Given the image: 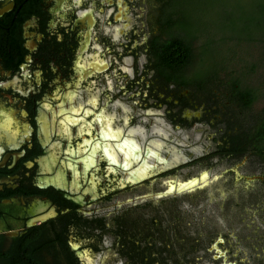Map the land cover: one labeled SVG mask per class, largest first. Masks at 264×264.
I'll use <instances>...</instances> for the list:
<instances>
[{
	"label": "rangeland",
	"instance_id": "rangeland-1",
	"mask_svg": "<svg viewBox=\"0 0 264 264\" xmlns=\"http://www.w3.org/2000/svg\"><path fill=\"white\" fill-rule=\"evenodd\" d=\"M121 1L125 20L112 21L115 6L83 0L98 26L85 33L80 61L105 67L92 65L101 71L93 78L57 83L53 100L45 105L58 124L70 125L65 140L71 155L76 149L85 156L90 147L95 155L54 161V169L65 171L68 163L75 181L67 175L65 181L87 195L86 209L108 226L117 215L129 218L150 264L157 258L168 264H257L264 260V163L251 152L225 156L220 147L228 136L250 132L264 106V0H169L162 7L163 26L171 13L174 25L193 24L202 31L198 44L213 36L203 32L220 33L217 38L225 40L195 64V72L224 67L219 80L203 90L165 86L150 66L146 47L158 35V1ZM77 2L64 4L80 14ZM230 77L258 94L250 109L232 101ZM72 92L70 101L66 98ZM71 107L79 112L70 113ZM83 107L84 117L102 111L94 120L86 118L98 125L93 146L97 131L80 118ZM99 115L113 117L115 138L103 139L107 129L103 124L100 130ZM45 127L52 136L53 125ZM48 143V155L58 159L61 140ZM111 237L105 238L96 264H120L109 247ZM91 243L96 242L83 244Z\"/></svg>",
	"mask_w": 264,
	"mask_h": 264
},
{
	"label": "flooded vegetation",
	"instance_id": "flooded-vegetation-1",
	"mask_svg": "<svg viewBox=\"0 0 264 264\" xmlns=\"http://www.w3.org/2000/svg\"><path fill=\"white\" fill-rule=\"evenodd\" d=\"M77 1L80 14H76V9L69 12L65 0H0V264H96V255L103 252L107 236H112L109 247L115 251L120 264H150L140 240L130 230L129 218L117 215L108 226L86 209L85 205L90 204L87 195L80 191L78 194L79 187L65 181L66 175L74 180L68 163L63 168L65 171L54 169V161L66 163L69 157L79 160L88 154L89 157L95 155L90 147L85 156H80L82 152L76 149L72 156L65 140L70 125L58 124L59 118L52 117L45 105L53 100L57 83L93 78L101 71L93 70L92 65L105 67L97 61L85 63L86 66L81 64L85 33L89 28H96L98 21L92 10L85 12L83 0ZM89 1L93 6L95 3H104L107 8L115 6L111 20L121 17L125 20V3L121 0L118 4L117 0ZM157 1L161 5L157 16L158 35L149 40L148 54L152 40L162 38L165 31L160 24L161 9L169 0ZM157 79L164 83L158 76ZM74 96L72 92L66 99L72 101ZM90 104L94 105V100H90ZM72 109H68L70 113L79 112L77 108ZM84 111L83 107L80 118L85 124L92 122L97 131L93 146L99 140L98 125L87 121L89 115L84 117ZM62 112L64 110L58 114ZM100 112L89 118L94 120ZM108 117L99 115L100 130L103 124L107 129L101 132L103 139L116 134L109 125L113 117ZM47 124L53 125L50 137L45 129ZM54 139L61 140L63 145L58 159L48 155V141ZM81 160L74 162L81 166ZM81 167L85 173L86 165ZM90 239L96 243L85 247L83 243ZM156 264L168 263L164 258H157ZM257 264H264V260L257 259Z\"/></svg>",
	"mask_w": 264,
	"mask_h": 264
},
{
	"label": "trees",
	"instance_id": "trees-1",
	"mask_svg": "<svg viewBox=\"0 0 264 264\" xmlns=\"http://www.w3.org/2000/svg\"><path fill=\"white\" fill-rule=\"evenodd\" d=\"M173 23V19L169 17L164 23L165 31L161 35L162 38L155 37L151 42L152 68L166 85L178 88L196 87L203 90L209 83L219 80L224 67L215 66L207 71L195 72V64L202 61V56L208 54L212 46L220 47L219 45H223L225 40L217 38L220 33L203 32L213 36L207 42L198 44L197 35L202 33L199 32L198 27L197 29L193 24L179 26ZM262 38L264 39V33ZM250 41L253 40L248 42ZM229 81L228 91L232 101L241 109H250L258 99V94L253 89L242 88L236 78L230 77ZM227 140L220 147L223 155L235 156L251 152L264 163V106L256 120V125L250 132L228 136Z\"/></svg>",
	"mask_w": 264,
	"mask_h": 264
},
{
	"label": "bare ground",
	"instance_id": "bare-ground-1",
	"mask_svg": "<svg viewBox=\"0 0 264 264\" xmlns=\"http://www.w3.org/2000/svg\"><path fill=\"white\" fill-rule=\"evenodd\" d=\"M123 15V14H122ZM122 18V17H121ZM97 70V69H96ZM109 118H110V116H109ZM106 120V119H105ZM106 122V121H105ZM109 122V121H108ZM112 123V122H111ZM106 124V123H105ZM109 125H111V124H109ZM112 126V125H111ZM108 127H110V126H108ZM118 129V128H117ZM111 132H113V131H111ZM109 139V138H108ZM133 142V141H132ZM135 142V141H134ZM135 145V144H134ZM129 146V145H128ZM159 146V145H158ZM126 158H127V156H126ZM113 159V158H112ZM143 166V165H142ZM141 170V169H140ZM143 173V172H142Z\"/></svg>",
	"mask_w": 264,
	"mask_h": 264
},
{
	"label": "snow or ice",
	"instance_id": "snow-or-ice-1",
	"mask_svg": "<svg viewBox=\"0 0 264 264\" xmlns=\"http://www.w3.org/2000/svg\"><path fill=\"white\" fill-rule=\"evenodd\" d=\"M106 135V134H105ZM113 138H115V137H113Z\"/></svg>",
	"mask_w": 264,
	"mask_h": 264
},
{
	"label": "water",
	"instance_id": "water-1",
	"mask_svg": "<svg viewBox=\"0 0 264 264\" xmlns=\"http://www.w3.org/2000/svg\"><path fill=\"white\" fill-rule=\"evenodd\" d=\"M187 190V189H186Z\"/></svg>",
	"mask_w": 264,
	"mask_h": 264
}]
</instances>
